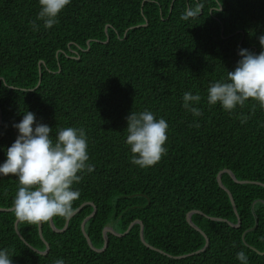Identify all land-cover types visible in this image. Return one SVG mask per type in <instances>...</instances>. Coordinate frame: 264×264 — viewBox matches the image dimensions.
I'll return each instance as SVG.
<instances>
[{
  "label": "trees",
  "instance_id": "obj_1",
  "mask_svg": "<svg viewBox=\"0 0 264 264\" xmlns=\"http://www.w3.org/2000/svg\"><path fill=\"white\" fill-rule=\"evenodd\" d=\"M222 8L214 12L215 8ZM193 7L197 16L181 14ZM38 0H0V162L18 134L14 123L23 111L56 130L83 127L88 138L89 163L94 171L81 173L73 187L80 191L77 210L64 231L52 230L49 220L18 223L12 211L0 210V248L12 264H264V109L251 98L231 113L208 105L207 88L226 77L240 59L239 49H262L264 0H71L49 29L36 17ZM30 21H36L33 30ZM40 69V70H39ZM40 79V83L38 81ZM38 84V85H37ZM191 91L202 113L193 117L182 96ZM151 110L168 125L167 152L154 166L140 168L125 144L131 111ZM246 118L245 123L241 120ZM194 121L199 127L194 126ZM18 180L0 176V208H12ZM91 203V204H89ZM102 230L111 226L121 237ZM192 222L205 237L186 220ZM208 217L225 219L238 227ZM257 219V225L252 228ZM67 219L53 217L56 229ZM244 241L254 247L251 249ZM30 247L27 245V243ZM188 255L183 258L177 256Z\"/></svg>",
  "mask_w": 264,
  "mask_h": 264
},
{
  "label": "clouds",
  "instance_id": "obj_2",
  "mask_svg": "<svg viewBox=\"0 0 264 264\" xmlns=\"http://www.w3.org/2000/svg\"><path fill=\"white\" fill-rule=\"evenodd\" d=\"M40 10L36 20L45 29L58 22V16L71 0H38ZM218 8L213 11H221ZM193 7L182 14V20L197 16ZM33 30H38L36 21H30ZM261 51L253 53L247 48L239 49L240 59L226 77L211 82L207 88L208 105H217L231 113L245 101L255 100L264 109V34L259 36ZM183 107L192 116L202 115L194 105L201 101L199 94L187 91L182 96ZM125 144L131 155V163L147 168L158 163L166 154L169 125L163 117H157L151 110L131 111L126 117ZM246 118L241 120L245 123ZM194 126L199 123L194 121ZM18 134L14 142L5 149L6 159L0 162V176L10 174L18 180V188L12 200V210L18 222L39 224L59 216L69 219L74 214V201L80 198V191L73 187L81 181L83 172H93L95 166L89 163L88 138L83 127H60L53 138V129L38 122L32 111H23L22 119L13 124ZM240 264H248L243 251L236 254ZM0 264H12L7 249L0 248ZM54 264H65L58 258Z\"/></svg>",
  "mask_w": 264,
  "mask_h": 264
},
{
  "label": "water",
  "instance_id": "obj_3",
  "mask_svg": "<svg viewBox=\"0 0 264 264\" xmlns=\"http://www.w3.org/2000/svg\"><path fill=\"white\" fill-rule=\"evenodd\" d=\"M39 70H40V69H39ZM39 83H40V79H39V81H38V84H39ZM38 84H37V85H38ZM0 122H1V112H0ZM223 173H227V174H228V175H229V176H230V177H231L236 183H239V184H244V183H254V184H258V185H262V186H264V185H263L262 183H259V182H250V181L237 180V179L235 178L234 174H233V173L231 172V170H229V169H224V170H222V171H220V172L218 173V175H217V182H218V185H219L224 191L227 192V194H228V196H229V198H230V202H231V204H232L233 211H234V213L237 214V208H236V206H235V203H234V200H233L232 194H231V192H230V191H229V190H228V189L222 184V182H221V175H222ZM89 204H91V203H89ZM83 205H84V204H82L77 210H75V211H74V214H75L76 212H78V211L81 209V207H82ZM0 210H1V211H12V208H9V209H6V208H0ZM95 212H96V208L94 207L93 212H92L89 216H87V217L83 220V222L81 223V231H82L84 237L86 238L87 244L89 245V247H90L91 250L96 251V252H101V251H103V250L107 247V245H108V236H107V233H111V234H113L114 236L121 237V236L127 234V233L129 232V230L131 229V227H132L133 225H135L136 223H139V224H140V240H141V242H142L145 246L151 248L152 250H156L155 248H152L151 245H149V244H147V243L145 242L144 237H143V225H142V223H141L140 221H137V220L131 222V223L129 224L128 228H127L123 233H117V232H115L111 226H106V227H104L103 230H102V234H103V238H104V244H103V247H102V248H99V249H96V248L92 245V243H91V241H90L88 235H87L86 232H85V223H86V221H87L89 218H91V217L95 214ZM193 213L203 214L201 211H198V210H192V211H189V212L187 213V215H186V220H187V222L189 223L190 226H192L194 229H196L197 231H199V232L205 237L206 242H205V245H204V247H203L202 249L197 250V251H195V252H193V253H190V254H188V255H192V254H195V253H197V252H200V251L206 249V247L208 246V241H209L208 238H207V236H205V234L203 233V231H202L199 227H197V226L192 222V220H191V216H192ZM74 214H73V215H74ZM73 215H72V216H73ZM72 216H71V217H72ZM71 217H70V218H71ZM70 218H69V219H70ZM208 218L211 219V220H215V221H224V222H227L231 227H238L239 224H240V220H239V219L237 220V223H232V222H229V221H227V220H225V219H221V218H216V217H208ZM69 219L66 220L65 225H64V228L61 229V230L55 228V226L53 225L52 218L49 220V224H50L52 230H54L55 232L64 231V230L67 228V225H68V221H69ZM18 223H19V222L16 220L15 223H14V228H15L16 233H17V234L19 235V237L23 240V237L20 235V233H19V231H18ZM256 225H257V219L255 220V224H254V226H253L252 228L246 230V232L249 231V230H252ZM38 231H39V236H40V238L42 239V241H43V242L45 243V245H46V247L44 248V250H43V251H37V250H35L34 248L30 247V245H29L27 242H26V243H27V245H28L33 251H35V252H37V253H39V254H41V255H44V254H46L49 245H48V243L45 241V239H44L43 236H42V226H41V223L38 224ZM246 232H244L243 235H242L243 242L245 243V245H247V246L250 247L251 249L257 251L254 247L248 245V244L244 241V235H245ZM23 241H24V240H23ZM257 253H259V254H264V252H259V251H257ZM188 255L177 256V257H175V258H183V257L188 256Z\"/></svg>",
  "mask_w": 264,
  "mask_h": 264
}]
</instances>
